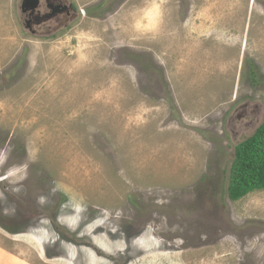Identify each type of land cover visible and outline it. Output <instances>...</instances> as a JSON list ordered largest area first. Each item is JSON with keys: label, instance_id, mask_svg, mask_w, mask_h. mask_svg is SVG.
Returning <instances> with one entry per match:
<instances>
[{"label": "rangeland", "instance_id": "374dc122", "mask_svg": "<svg viewBox=\"0 0 264 264\" xmlns=\"http://www.w3.org/2000/svg\"><path fill=\"white\" fill-rule=\"evenodd\" d=\"M0 0V264H264V0Z\"/></svg>", "mask_w": 264, "mask_h": 264}, {"label": "trees", "instance_id": "16d2710c", "mask_svg": "<svg viewBox=\"0 0 264 264\" xmlns=\"http://www.w3.org/2000/svg\"><path fill=\"white\" fill-rule=\"evenodd\" d=\"M264 190V122L235 150L229 175L228 198L238 201Z\"/></svg>", "mask_w": 264, "mask_h": 264}, {"label": "flooded vegetation", "instance_id": "af4514ba", "mask_svg": "<svg viewBox=\"0 0 264 264\" xmlns=\"http://www.w3.org/2000/svg\"><path fill=\"white\" fill-rule=\"evenodd\" d=\"M24 1H20V10L25 16V29L33 35L38 29L51 28L49 23L61 28L76 16L68 0H36L33 7L34 0H30L28 6L23 8Z\"/></svg>", "mask_w": 264, "mask_h": 264}, {"label": "water", "instance_id": "95a60500", "mask_svg": "<svg viewBox=\"0 0 264 264\" xmlns=\"http://www.w3.org/2000/svg\"><path fill=\"white\" fill-rule=\"evenodd\" d=\"M29 1H30V0H25V1H24V3H23V8H25V7L28 6ZM34 2H35V4H36V0L33 1L32 7L34 6Z\"/></svg>", "mask_w": 264, "mask_h": 264}]
</instances>
